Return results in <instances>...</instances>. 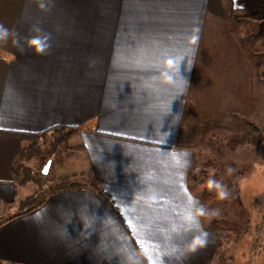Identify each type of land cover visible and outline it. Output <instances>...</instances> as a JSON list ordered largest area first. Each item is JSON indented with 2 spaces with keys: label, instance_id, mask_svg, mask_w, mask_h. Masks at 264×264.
Returning a JSON list of instances; mask_svg holds the SVG:
<instances>
[{
  "label": "crops",
  "instance_id": "obj_1",
  "mask_svg": "<svg viewBox=\"0 0 264 264\" xmlns=\"http://www.w3.org/2000/svg\"><path fill=\"white\" fill-rule=\"evenodd\" d=\"M224 1L52 0L45 13L31 0H0V23L21 45L33 25L51 33L45 56L21 54L14 38L0 43V264L214 263L216 230L206 217L189 229L185 218L193 198L202 204L190 180L196 152L239 128L235 102L214 98L236 50L228 27L210 33V20L232 7ZM190 36L198 44L186 71ZM166 55L184 57L187 86L155 79ZM62 131L54 168L81 185L15 215L28 191L12 165L28 142ZM200 229L208 245L184 252Z\"/></svg>",
  "mask_w": 264,
  "mask_h": 264
},
{
  "label": "rangeland",
  "instance_id": "obj_2",
  "mask_svg": "<svg viewBox=\"0 0 264 264\" xmlns=\"http://www.w3.org/2000/svg\"><path fill=\"white\" fill-rule=\"evenodd\" d=\"M224 2L232 7L210 20V33L218 35L228 27L236 38V50L231 56L229 76H220L215 88L222 96L214 98L224 104L235 102L232 115L239 128L230 132L219 130L207 137L204 149L196 152L191 187L197 189L202 205L205 195L213 191L207 188L210 178L223 183L230 192L228 199L205 206L220 210L218 217H206L218 236L214 260L220 249L223 257L231 258L225 264H264V0ZM252 27L257 29L251 31ZM221 58L210 56L218 66ZM249 71L252 87L247 108L243 107L248 95L247 74L244 77L243 73ZM64 133L44 134L27 143L26 156L18 160L25 170L19 168L16 180L28 193L35 190L34 179L41 176L47 161L49 166L43 177L46 185L56 183L60 177L69 180L54 168L63 148Z\"/></svg>",
  "mask_w": 264,
  "mask_h": 264
},
{
  "label": "clouds",
  "instance_id": "obj_3",
  "mask_svg": "<svg viewBox=\"0 0 264 264\" xmlns=\"http://www.w3.org/2000/svg\"><path fill=\"white\" fill-rule=\"evenodd\" d=\"M31 2L36 4V7L41 12H50L52 7V0H31ZM10 38L13 39V43L18 46V50L21 54L24 53L25 47L32 50L35 55L45 56L49 54L51 49V33L44 31L38 25H33L29 28V35L23 37V45L20 44L21 37L14 29H10L5 24L0 23V43H7ZM198 38L190 36L187 40V45L192 49L191 60H188L186 71H190L195 64V54L197 51ZM184 60L182 56L176 55H166L161 60L158 61L156 67L158 69V76L155 78L159 83L166 86H175L177 80H181L187 86L188 81L180 74V64ZM182 92L179 93L174 100H176ZM173 100V101H174ZM172 101V102H173ZM182 114L175 115L176 123H179V117ZM208 190H215L218 199L226 200L230 197V192L225 185L210 178L207 181ZM220 215L219 209H209L202 204L195 202L193 198V204L188 211L185 218L186 226L191 229L193 226H199V221L201 217H207L209 219L218 217ZM209 233L200 229L198 234L194 235L191 240L184 246V252L195 254L199 249L206 247L209 243Z\"/></svg>",
  "mask_w": 264,
  "mask_h": 264
},
{
  "label": "trees",
  "instance_id": "obj_4",
  "mask_svg": "<svg viewBox=\"0 0 264 264\" xmlns=\"http://www.w3.org/2000/svg\"><path fill=\"white\" fill-rule=\"evenodd\" d=\"M255 29H257V27H252L250 30L252 31ZM27 149L28 147H24V149L20 152L16 161L12 165V171L16 176H18L17 174H19V170H20L19 168L21 169L23 168V170H25L24 167H21L22 166L21 162L18 163V160H22V158L26 156V153L28 152ZM44 176L45 174H41L40 177L34 179V183L36 184L35 190L29 192L21 201H19L15 215H20L30 212L31 210L40 206L44 202L46 194L49 192L64 190L81 185L80 183L69 181L66 177H60L59 181H57L56 183L46 185L45 182L43 181ZM21 179H23L22 181L24 182L25 180L24 176ZM219 200L220 199H218L215 190H213L212 192L205 195L204 201L202 202L203 205L206 206V205H211L215 201H219ZM228 259L231 258L223 257L222 252L219 249L217 251L214 264H225L226 260Z\"/></svg>",
  "mask_w": 264,
  "mask_h": 264
},
{
  "label": "water",
  "instance_id": "obj_5",
  "mask_svg": "<svg viewBox=\"0 0 264 264\" xmlns=\"http://www.w3.org/2000/svg\"><path fill=\"white\" fill-rule=\"evenodd\" d=\"M49 166V161H47L44 166L42 167V174H46Z\"/></svg>",
  "mask_w": 264,
  "mask_h": 264
}]
</instances>
